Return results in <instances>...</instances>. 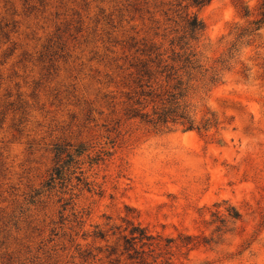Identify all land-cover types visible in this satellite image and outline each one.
Here are the masks:
<instances>
[{"label":"rangeland","instance_id":"374dc122","mask_svg":"<svg viewBox=\"0 0 264 264\" xmlns=\"http://www.w3.org/2000/svg\"><path fill=\"white\" fill-rule=\"evenodd\" d=\"M263 1L197 12L192 47L221 70L184 99L210 129L186 131L126 115L129 64L174 36L169 0H0V264H137L126 221L159 244L147 264H264Z\"/></svg>","mask_w":264,"mask_h":264},{"label":"trees","instance_id":"16d2710c","mask_svg":"<svg viewBox=\"0 0 264 264\" xmlns=\"http://www.w3.org/2000/svg\"><path fill=\"white\" fill-rule=\"evenodd\" d=\"M213 0H169L170 12L168 21L172 23L171 33L174 35L168 41V48L163 44L144 43L140 54L129 64L131 70V92L128 100L131 102L127 111L130 119H138L141 123L153 127L167 128L168 126H180L186 131H208L211 124L206 121L196 125L189 113L184 99L194 89L193 82H198L202 88L215 85L220 80V70L206 69L200 64L198 53L192 44L199 42L205 31L204 23L197 17V12L208 6ZM261 19H264V1L261 4ZM191 10H196L191 12ZM245 17L248 16L246 13ZM258 25L251 29H242L235 35V42L229 49V59L237 52L239 43L249 38ZM227 60L220 63L224 65ZM238 217V214H236ZM122 235V254H126L129 260L137 264H147L145 248L151 254L159 247L154 238L139 224L126 221ZM95 238L105 239V234L97 231ZM184 247L191 243L187 237ZM172 243L166 241L165 248ZM111 249L106 258L115 255Z\"/></svg>","mask_w":264,"mask_h":264}]
</instances>
